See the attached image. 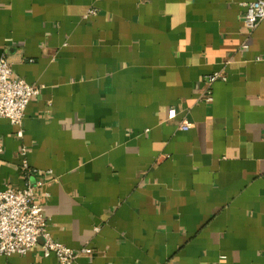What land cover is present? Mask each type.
<instances>
[{
  "label": "crops",
  "instance_id": "obj_1",
  "mask_svg": "<svg viewBox=\"0 0 264 264\" xmlns=\"http://www.w3.org/2000/svg\"><path fill=\"white\" fill-rule=\"evenodd\" d=\"M250 1L0 0V56L40 87L22 137L0 117V190L23 186L24 146L50 236L92 249L72 264H264V20L244 25ZM0 264L58 263L37 244Z\"/></svg>",
  "mask_w": 264,
  "mask_h": 264
},
{
  "label": "built area",
  "instance_id": "obj_2",
  "mask_svg": "<svg viewBox=\"0 0 264 264\" xmlns=\"http://www.w3.org/2000/svg\"><path fill=\"white\" fill-rule=\"evenodd\" d=\"M95 12V9H89L85 16ZM242 20L249 29L263 21L264 0L246 3ZM219 78L224 79V76L214 73L204 78L207 90L200 95L201 100H211L208 87ZM39 90V86L13 76L6 57L0 56V117L7 118L16 127L17 137H22L24 110L31 98L39 95ZM177 114L174 107L167 110L168 119L175 118ZM177 126L179 130L187 131L193 123L183 115ZM18 155L20 169L26 180L21 188L5 187L0 190V255H25L37 244H40L43 257L53 256L58 264H72L80 254L89 255L92 252L89 247L75 250L50 236L46 228L43 205L36 198V188L40 184L28 180L36 170L29 168L24 146L20 147Z\"/></svg>",
  "mask_w": 264,
  "mask_h": 264
}]
</instances>
